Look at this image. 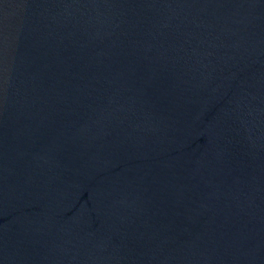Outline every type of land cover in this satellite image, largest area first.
<instances>
[{
  "label": "water",
  "instance_id": "water-1",
  "mask_svg": "<svg viewBox=\"0 0 264 264\" xmlns=\"http://www.w3.org/2000/svg\"><path fill=\"white\" fill-rule=\"evenodd\" d=\"M0 264H264V0H0Z\"/></svg>",
  "mask_w": 264,
  "mask_h": 264
}]
</instances>
